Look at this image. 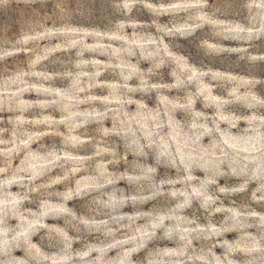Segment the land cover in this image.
<instances>
[{"label": "clouds", "instance_id": "clouds-1", "mask_svg": "<svg viewBox=\"0 0 264 264\" xmlns=\"http://www.w3.org/2000/svg\"><path fill=\"white\" fill-rule=\"evenodd\" d=\"M0 264H264V0H0Z\"/></svg>", "mask_w": 264, "mask_h": 264}]
</instances>
